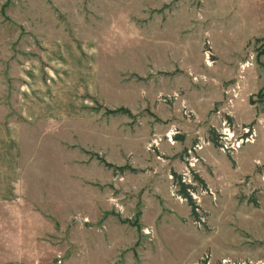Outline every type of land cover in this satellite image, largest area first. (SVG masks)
Returning a JSON list of instances; mask_svg holds the SVG:
<instances>
[{"label":"rangeland","instance_id":"374dc122","mask_svg":"<svg viewBox=\"0 0 264 264\" xmlns=\"http://www.w3.org/2000/svg\"><path fill=\"white\" fill-rule=\"evenodd\" d=\"M30 90L59 117L25 119ZM8 120L0 264H264V0H0Z\"/></svg>","mask_w":264,"mask_h":264},{"label":"crops","instance_id":"0c3cea01","mask_svg":"<svg viewBox=\"0 0 264 264\" xmlns=\"http://www.w3.org/2000/svg\"><path fill=\"white\" fill-rule=\"evenodd\" d=\"M183 15L185 14L183 13ZM186 16L187 15H185L184 18H187ZM187 20L190 22L188 18ZM185 30L187 29L183 28L180 31L183 32ZM30 93L32 94L31 99L27 100L25 98L26 96L23 95L20 101V106L22 107L21 112L25 119L33 122H45V120L59 117V108L54 104V100L51 99L50 101L45 97L47 99L45 101L34 97L32 90H30ZM236 106L238 105L233 104V107L229 109L228 105H226V112L230 114L232 111L230 115L233 114L235 120L236 114L233 110ZM56 115L58 117H56ZM249 122L250 121H247V123ZM237 123L244 125L246 122L237 120ZM22 128V125L15 121L8 120L5 123L0 122V203L14 202L19 195L23 175L20 160V143L23 137ZM255 131L258 137L257 128ZM210 152L211 150L208 154Z\"/></svg>","mask_w":264,"mask_h":264},{"label":"built area","instance_id":"2783aa9c","mask_svg":"<svg viewBox=\"0 0 264 264\" xmlns=\"http://www.w3.org/2000/svg\"><path fill=\"white\" fill-rule=\"evenodd\" d=\"M242 135L236 137L234 130L228 125V123H223V126L218 133L217 139L219 140V145L222 146V150L236 151L242 146L248 143H252L254 139V134L248 128L243 129Z\"/></svg>","mask_w":264,"mask_h":264},{"label":"trees","instance_id":"16d2710c","mask_svg":"<svg viewBox=\"0 0 264 264\" xmlns=\"http://www.w3.org/2000/svg\"><path fill=\"white\" fill-rule=\"evenodd\" d=\"M212 133H214V130H212ZM214 135L216 136V134H214ZM216 140H217V137H216ZM216 142H217V141H216ZM174 177H175V180H176L177 182H179V183H178V185H179V187H180L179 194H180L182 197H184L186 200H188V202H190V205L193 207L192 209H194V210H193V216H194L196 219H198V214H197V212H196L195 205H194V203H193V201H192V198L190 197V194H189V188L193 189V187L188 186V185H186L184 182H182V178H181L180 176H178L177 174H175V173H174ZM196 178H197V177H196ZM197 180H199L200 183L203 184V186H205L203 181H201L200 179H197Z\"/></svg>","mask_w":264,"mask_h":264}]
</instances>
